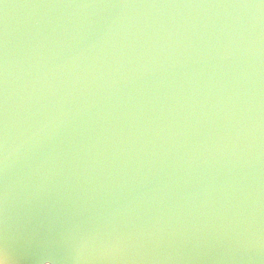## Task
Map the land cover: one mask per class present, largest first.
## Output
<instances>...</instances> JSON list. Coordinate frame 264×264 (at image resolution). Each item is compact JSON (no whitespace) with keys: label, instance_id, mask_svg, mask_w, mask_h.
<instances>
[{"label":"water","instance_id":"95a60500","mask_svg":"<svg viewBox=\"0 0 264 264\" xmlns=\"http://www.w3.org/2000/svg\"><path fill=\"white\" fill-rule=\"evenodd\" d=\"M5 251L264 264V2L0 0Z\"/></svg>","mask_w":264,"mask_h":264},{"label":"clouds","instance_id":"9594fccd","mask_svg":"<svg viewBox=\"0 0 264 264\" xmlns=\"http://www.w3.org/2000/svg\"><path fill=\"white\" fill-rule=\"evenodd\" d=\"M0 262L2 264H12V257L9 256L7 251L0 253Z\"/></svg>","mask_w":264,"mask_h":264},{"label":"snow or ice","instance_id":"6c2138e0","mask_svg":"<svg viewBox=\"0 0 264 264\" xmlns=\"http://www.w3.org/2000/svg\"><path fill=\"white\" fill-rule=\"evenodd\" d=\"M262 2H264V0H262Z\"/></svg>","mask_w":264,"mask_h":264}]
</instances>
